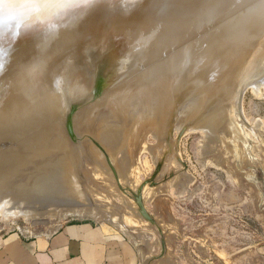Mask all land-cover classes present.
<instances>
[{
  "label": "bare ground",
  "instance_id": "6f19581e",
  "mask_svg": "<svg viewBox=\"0 0 264 264\" xmlns=\"http://www.w3.org/2000/svg\"><path fill=\"white\" fill-rule=\"evenodd\" d=\"M234 6L243 7L237 15L222 12ZM120 33L128 48L113 51V37ZM78 41L85 42L80 59L71 50ZM90 43L108 63L94 60ZM36 57L34 42L21 40L8 70L0 75V219L23 217L36 224L47 216L91 217L138 244L140 230L130 222L132 215H139L137 206L116 190L111 165L93 139L111 155L116 177L122 183L136 180L132 184L138 182L139 151H150L155 163L167 144L176 153L175 131H201L210 145L221 139L229 146L228 135L244 120L238 114L239 95L250 89L264 97V0H138L127 15L119 9L91 15L78 32L61 35L43 57L44 64L32 67ZM69 58V75L79 87L62 96L53 80ZM255 62L241 92L240 77ZM106 66L111 81L90 103ZM75 98L80 100L76 132L92 137L78 146L67 134ZM253 132L259 133L256 127ZM149 136L157 144L149 145ZM170 155L165 161L176 163L178 171V157ZM113 195L122 198L123 211H116L120 204L110 201ZM141 255L146 262L147 254Z\"/></svg>",
  "mask_w": 264,
  "mask_h": 264
},
{
  "label": "rangeland",
  "instance_id": "374dc122",
  "mask_svg": "<svg viewBox=\"0 0 264 264\" xmlns=\"http://www.w3.org/2000/svg\"><path fill=\"white\" fill-rule=\"evenodd\" d=\"M231 8L227 7L222 12L231 17L237 15L243 7ZM222 20L219 22L221 23ZM124 38L126 37L123 33L113 37L111 50L122 49V47L127 50ZM84 47L83 41L71 48L74 53H77L76 59H80L85 52ZM96 50L97 55H101L98 47ZM105 59L108 63V57L103 58ZM81 72L83 75V71ZM110 73V66H106L102 71L103 81L99 87L100 90L97 89L95 93L97 96L93 97L90 103L102 96L113 76ZM77 75L79 77L81 73L77 72ZM247 78L249 77L243 79L240 77L241 82L237 84V88L241 92ZM242 93L236 102L239 104L238 114L244 120L238 125L236 133H232L231 130V134L228 135V143L231 146L225 145L226 142L220 139V142L216 140L217 144H213L218 147H213L212 144L211 146L209 142H206L208 140H205L201 131L190 132L188 130L189 133L185 130L183 133L175 131L172 139L174 138L176 153L174 148L167 144L170 149L167 150L169 148L167 146L165 154L163 152L161 158L155 163L150 151V153L139 151L140 171L136 174L137 184H132L136 181H131L134 179L128 180L125 184L116 177L114 165L111 164V155L97 140L93 139L95 146L106 158L107 164L111 165L117 183L116 188L118 187L116 190L122 192L120 195L125 196L128 202L131 201L135 207L137 206L139 215L131 216L136 222L131 218L129 221L132 222L131 225L134 223V226L140 230L138 244L141 245L139 247L131 237L107 222L77 216L60 220L54 216L40 217V222L36 224L25 221L23 217H11L7 221L0 219V238L14 229L27 235L49 236L70 221H95L125 235L126 239L131 241L136 248L138 264H264V97L256 96L250 89ZM262 93L264 94V90ZM84 97L89 100L91 98L87 95ZM79 101L77 98L71 101L72 106L76 108L71 111L72 113L70 112L71 116L67 123L69 126L67 134L76 146L85 142L89 137L92 138L86 134L78 135L76 132L75 118L80 110L77 106ZM255 127L259 131V135L256 134L258 138L253 132ZM185 132L187 134H184ZM147 141L151 146L157 144L152 136H149ZM205 143L210 148L205 147ZM201 145L205 150L202 151ZM209 149L210 151L214 149L216 154L214 151L210 153ZM224 149L225 151L232 150V152H225ZM169 155H177L178 167H181L178 170L180 172L176 170V163L172 166L171 162L167 163L166 158ZM164 164L168 167L163 168ZM180 169L188 175L185 174L184 177ZM134 184L137 186H132ZM145 188L148 189V197L143 191ZM138 189L142 195L145 194L144 197L142 196L143 202L155 223L145 219L141 214L135 200V193ZM155 191L156 194L153 195ZM109 198L110 201L115 199L116 206L119 207L120 204L119 208L114 207L118 209H115L116 211L124 210L125 205L121 206L123 204L121 197L116 196L115 198L113 195ZM140 246L141 249H139ZM143 252L148 257L146 262L141 255Z\"/></svg>",
  "mask_w": 264,
  "mask_h": 264
},
{
  "label": "clouds",
  "instance_id": "9594fccd",
  "mask_svg": "<svg viewBox=\"0 0 264 264\" xmlns=\"http://www.w3.org/2000/svg\"><path fill=\"white\" fill-rule=\"evenodd\" d=\"M138 0H0V75L12 61L13 53L21 40H32L36 49L37 64L64 33L78 32L83 22L98 11L130 14ZM139 50V49H137ZM71 58L65 69L53 80V88L60 95H72L78 83L69 75Z\"/></svg>",
  "mask_w": 264,
  "mask_h": 264
},
{
  "label": "crops",
  "instance_id": "0c3cea01",
  "mask_svg": "<svg viewBox=\"0 0 264 264\" xmlns=\"http://www.w3.org/2000/svg\"><path fill=\"white\" fill-rule=\"evenodd\" d=\"M134 244L95 221H70L53 234L14 229L0 238V264H138Z\"/></svg>",
  "mask_w": 264,
  "mask_h": 264
},
{
  "label": "water",
  "instance_id": "95a60500",
  "mask_svg": "<svg viewBox=\"0 0 264 264\" xmlns=\"http://www.w3.org/2000/svg\"><path fill=\"white\" fill-rule=\"evenodd\" d=\"M81 41L79 42H76L75 46L80 44ZM85 43V42H84ZM96 45V44H95ZM89 46V50L91 51V56H93L94 60L95 61H103V62H106V59L103 60L104 57H107L105 56V54L102 56V55H97V50L96 48L94 47V44L90 43ZM99 48V47H98ZM90 56V57H91ZM102 56V57H101ZM101 57V58H100ZM98 59V60H97ZM257 62L253 63L252 65L249 63V65L246 67V72H245V75H243V77H241L242 79L245 78V77H249V74L252 72V69L255 68V65H256ZM248 71H250V73L247 75ZM98 73V72H97ZM98 76H100V74L98 73ZM98 82H96V85H95V93L97 91V89H99L100 85L102 84V81H103V76H102V72H101V76L99 77V79L97 80ZM74 107V106H73ZM75 110V109H74ZM73 111V110H72ZM69 132L71 134V129L69 128ZM135 200H136V203L137 205L139 206V209L141 211V214L143 215V217L149 221H151L152 223H155V220L150 216V214L147 212V209L145 207V204L143 202V197H142V194L140 192V189L137 190V193H135ZM164 245V244H163Z\"/></svg>",
  "mask_w": 264,
  "mask_h": 264
}]
</instances>
